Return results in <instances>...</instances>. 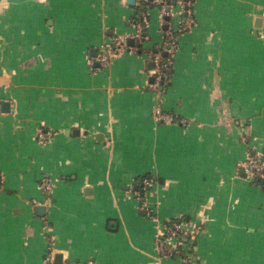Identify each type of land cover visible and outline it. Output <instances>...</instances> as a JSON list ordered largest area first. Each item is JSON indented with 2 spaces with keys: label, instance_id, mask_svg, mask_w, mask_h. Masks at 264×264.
Masks as SVG:
<instances>
[{
  "label": "crops",
  "instance_id": "obj_1",
  "mask_svg": "<svg viewBox=\"0 0 264 264\" xmlns=\"http://www.w3.org/2000/svg\"><path fill=\"white\" fill-rule=\"evenodd\" d=\"M185 1L194 23L159 92L153 0H0V264H45L49 250L79 264H264V189L239 167L264 155V0ZM115 35L135 50L88 64ZM175 217L180 253L161 256L158 224Z\"/></svg>",
  "mask_w": 264,
  "mask_h": 264
},
{
  "label": "built area",
  "instance_id": "obj_2",
  "mask_svg": "<svg viewBox=\"0 0 264 264\" xmlns=\"http://www.w3.org/2000/svg\"><path fill=\"white\" fill-rule=\"evenodd\" d=\"M189 1V0H188ZM154 3L160 5L159 18L162 20L164 26V39L156 46L154 50H149L148 55L151 57L154 67L152 73L154 80L150 83V86L161 92L163 85L166 84L170 78L172 67L174 64V54L178 47V38L175 31H181L188 29L194 23L192 12L190 11V1L175 0L174 3H170L167 0H153ZM169 6L168 10L166 6ZM179 6L180 13H183V17L178 21L177 25H173L169 21V16L172 14L173 6ZM168 16V19H166ZM146 19L142 18V22ZM135 32L131 35L134 38H140L142 35V24L139 22L130 21ZM128 35H115L112 37L109 43L105 44V47L96 54L95 57L88 59V64L92 65L94 60L100 65H107L111 56H116L124 50L134 51V47L127 45ZM154 114L159 120L172 121L174 118L170 113L163 111L160 106H155ZM37 138L42 142L51 136L50 132L46 129L39 127L37 129ZM239 167L247 174L252 180H258V183L264 189V155L258 154L253 151H248L245 158L239 162ZM53 181L49 176H42L38 183V188L47 197L52 193ZM143 184L148 186L150 184V178H144ZM150 217H153L151 212H148ZM158 230L155 237V248L161 256H169L171 254L180 253L176 242L179 240V236L182 234L184 224L181 220L166 221L158 224ZM47 240L49 247L52 248L54 243V236L48 235ZM53 253L51 250L44 257L45 264H56L52 260ZM60 264H79L68 261H62ZM84 264H94L89 260Z\"/></svg>",
  "mask_w": 264,
  "mask_h": 264
},
{
  "label": "trees",
  "instance_id": "obj_3",
  "mask_svg": "<svg viewBox=\"0 0 264 264\" xmlns=\"http://www.w3.org/2000/svg\"><path fill=\"white\" fill-rule=\"evenodd\" d=\"M168 2H170V3H174L175 2V0H167ZM146 4V2L144 3V2H142L139 6H138V8H139V10H145L146 8H147V4ZM141 5H143V8H141L140 6ZM134 22H139V23H142V17L140 18V16L139 15H135V16H133V19H132ZM142 30L144 31V27H142ZM182 31V30H181ZM181 31H175V34L176 35H178ZM257 182H258V180H256ZM181 219V217H175V218H173V219H170V220H168V221H173V220H180ZM179 239L181 240V235L179 236ZM182 253V252H181Z\"/></svg>",
  "mask_w": 264,
  "mask_h": 264
},
{
  "label": "water",
  "instance_id": "obj_4",
  "mask_svg": "<svg viewBox=\"0 0 264 264\" xmlns=\"http://www.w3.org/2000/svg\"><path fill=\"white\" fill-rule=\"evenodd\" d=\"M135 1H136V0H126V2H127L128 4H130V5L135 4ZM140 7L143 8V5H141ZM168 8H169V6L167 5V6H166V9L168 10ZM166 19H168V16H166ZM142 25H143V27H144V26H145V22H142ZM165 27H166V25H165ZM151 63H152V61H151ZM38 209H39V210H42V209H43V206H39ZM54 263H57V264H58V263H59V264L61 263V257H60V254H56V255H55V257H54Z\"/></svg>",
  "mask_w": 264,
  "mask_h": 264
},
{
  "label": "rangeland",
  "instance_id": "obj_5",
  "mask_svg": "<svg viewBox=\"0 0 264 264\" xmlns=\"http://www.w3.org/2000/svg\"><path fill=\"white\" fill-rule=\"evenodd\" d=\"M52 181H55V178H52ZM41 192V191H40ZM42 193V192H41Z\"/></svg>",
  "mask_w": 264,
  "mask_h": 264
}]
</instances>
